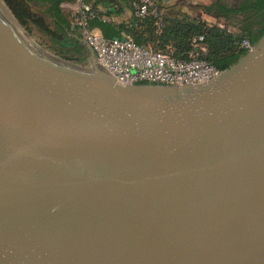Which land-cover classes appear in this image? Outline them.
Wrapping results in <instances>:
<instances>
[{
  "label": "water",
  "instance_id": "obj_1",
  "mask_svg": "<svg viewBox=\"0 0 264 264\" xmlns=\"http://www.w3.org/2000/svg\"><path fill=\"white\" fill-rule=\"evenodd\" d=\"M76 39L50 57L0 6V264H264V32L176 86Z\"/></svg>",
  "mask_w": 264,
  "mask_h": 264
},
{
  "label": "trees",
  "instance_id": "obj_2",
  "mask_svg": "<svg viewBox=\"0 0 264 264\" xmlns=\"http://www.w3.org/2000/svg\"><path fill=\"white\" fill-rule=\"evenodd\" d=\"M30 1L34 0H3L19 24L25 29H28L29 24L35 26L49 38L51 49L60 57L73 60V55L76 54L80 56L77 61H81L84 54L88 57L86 44L76 39L77 36H81L61 9V3L67 0H35L46 6L45 10L51 19L52 27L31 11ZM109 1L118 6L121 0ZM129 1L131 3V0ZM246 9V6H242L238 11ZM219 10L224 14L235 12L223 6H220ZM117 11L114 8L110 10L111 13ZM159 11V19L138 18L132 15L127 21L115 22L106 16L104 20H91L88 25L97 29L107 39H117L123 34H128L137 44H151L153 50L170 49L171 56L175 59H187L188 53L195 52L199 59L211 63L220 71L225 70L227 63L237 59L244 52L246 48L240 46L243 38L252 44L264 32L262 24L257 31H252L251 25H248L242 33L232 34L215 24L190 17L184 12L176 11L171 17H166L163 5ZM198 36H202V40L193 44L192 40Z\"/></svg>",
  "mask_w": 264,
  "mask_h": 264
},
{
  "label": "built area",
  "instance_id": "obj_3",
  "mask_svg": "<svg viewBox=\"0 0 264 264\" xmlns=\"http://www.w3.org/2000/svg\"><path fill=\"white\" fill-rule=\"evenodd\" d=\"M171 0H131L132 13L138 18H160V6ZM63 3V2H62ZM65 3V2H64ZM68 18L76 27L81 38L85 39L97 54L98 64L118 81L126 85L160 84H199L220 74L211 63L198 58L197 53H188L187 59H175L170 49L156 51L148 45L137 44L128 34L121 38L107 39L97 29L89 27L94 19L104 20L106 16L96 6L84 0L66 2ZM202 40L198 36L193 44ZM250 42L243 38L240 46L247 48Z\"/></svg>",
  "mask_w": 264,
  "mask_h": 264
},
{
  "label": "crops",
  "instance_id": "obj_4",
  "mask_svg": "<svg viewBox=\"0 0 264 264\" xmlns=\"http://www.w3.org/2000/svg\"><path fill=\"white\" fill-rule=\"evenodd\" d=\"M87 2L91 5L95 4L97 7L106 8L108 11L111 8L118 10L115 15L121 17L119 22L122 19H130L133 15L129 0H121L118 6L109 0ZM162 5L166 17H171L176 11L184 12L190 17L215 24L232 34L242 33L248 25H251L252 31H257L264 24V0H171ZM220 6L235 10V12L224 14L219 10ZM242 6H246L247 9L238 11ZM147 45L151 47V44Z\"/></svg>",
  "mask_w": 264,
  "mask_h": 264
},
{
  "label": "rangeland",
  "instance_id": "obj_5",
  "mask_svg": "<svg viewBox=\"0 0 264 264\" xmlns=\"http://www.w3.org/2000/svg\"><path fill=\"white\" fill-rule=\"evenodd\" d=\"M72 2V1H75V0H67V1H64L65 3L66 2ZM86 2L87 1H91L93 2V0H85ZM61 3V9L63 11V13L65 14L66 17H68V8L66 5H64L65 3ZM0 4L8 11L9 13V16L16 22V24L28 35V37L38 46L40 47L42 50L48 52V53H51L52 55L56 56V57H59L61 59H64V60H67L65 58H62L60 57L58 54H56L51 48V42L49 40V38L42 34L35 26H33L32 24H29L28 26V29H25L23 26H21L19 24V22L16 20V18L12 15L11 11L9 10V8L6 6V4L3 2V0H0ZM29 6L31 8V11L41 17L45 23L52 27V22H51V19L49 18L48 14L46 13V6L41 3L40 1H30L29 2ZM93 6H96L95 4ZM97 7V6H96ZM100 9V12H105V16H107L108 18H110L111 20H114L115 22H119V20H121V17H119L118 15L116 16L115 14L116 13H111L110 11H108L106 8H101V7H97ZM116 16V17H115ZM114 18V19H113ZM129 19H122V21H127ZM121 21V22H122ZM84 57L81 58V61L78 60L77 61V58H80V56L78 55H73V60H67V61H72V62H83L87 59V56L86 54L83 55ZM82 57V56H81Z\"/></svg>",
  "mask_w": 264,
  "mask_h": 264
},
{
  "label": "bare ground",
  "instance_id": "obj_6",
  "mask_svg": "<svg viewBox=\"0 0 264 264\" xmlns=\"http://www.w3.org/2000/svg\"><path fill=\"white\" fill-rule=\"evenodd\" d=\"M1 8L3 9L5 15L11 20V22L27 37V39L29 41H31L39 50H41L42 52H44L45 54H47L48 56L52 57L53 55L42 50L40 47H38L29 37L28 35L16 24V22L9 16L8 11L0 4Z\"/></svg>",
  "mask_w": 264,
  "mask_h": 264
}]
</instances>
